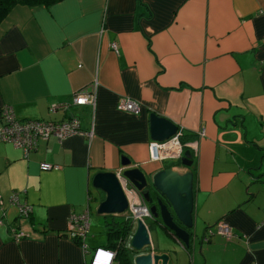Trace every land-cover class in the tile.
Wrapping results in <instances>:
<instances>
[{
  "label": "crops",
  "instance_id": "1",
  "mask_svg": "<svg viewBox=\"0 0 264 264\" xmlns=\"http://www.w3.org/2000/svg\"><path fill=\"white\" fill-rule=\"evenodd\" d=\"M93 81L94 106L49 111ZM122 95L139 102L138 113L118 109ZM5 104L20 119L76 116L93 133L50 136L27 155L0 141V264H88L97 246L120 241L129 248L135 220L98 213L102 197L92 177L122 171L123 155L150 176L166 166L185 168L179 158H149L152 111L183 129L184 142L199 144L197 154L187 148L193 237L185 247L166 231L179 242L170 262L264 264V0L15 4L0 22V109ZM41 161L57 167L42 169ZM12 192L18 203L32 204L24 224L30 234L18 240L9 231L18 214ZM87 206L84 251L68 233V215ZM219 218L235 235L203 239ZM157 237L153 251L169 246V237Z\"/></svg>",
  "mask_w": 264,
  "mask_h": 264
},
{
  "label": "built area",
  "instance_id": "2",
  "mask_svg": "<svg viewBox=\"0 0 264 264\" xmlns=\"http://www.w3.org/2000/svg\"><path fill=\"white\" fill-rule=\"evenodd\" d=\"M111 46L117 51L116 43L113 42ZM96 88L97 83L93 81L88 87L75 90L71 96V100L50 103L48 106L49 111L53 112L57 108L66 110L71 105L82 103H90L94 106ZM117 107L120 110L132 113H138L140 110L139 102L135 100V98L126 95L119 97ZM76 133H85L88 137H91L93 128L82 130L79 119L76 116H69L61 120L45 118L20 119L15 115L11 105L5 104L0 109V141H9L15 146L22 148L25 155L36 147L39 140H45L50 136L62 139ZM198 133L202 135L204 133V128H200ZM182 135L183 129L179 128L174 135L165 140H150L148 142L149 158L151 160L179 158L183 154L185 147L191 148L194 154H197L199 146L198 139L195 138L183 142L181 140ZM40 167L42 169H50L56 168L57 165L47 161H41ZM116 173L128 201V206L124 211L125 218L127 220H136L138 218L144 220L147 216L151 217V211L144 202L138 189L122 176L121 171H117ZM10 200L12 202H17L16 192L11 193ZM19 207L23 213L27 214V212L29 213L31 211L32 206L27 203H19ZM89 220L90 212L88 206L82 212H71L68 215V232L81 242L84 251H87L85 236L89 229ZM25 232L24 230H20L19 232H15V236L18 237ZM214 233L221 234L227 239L235 235L231 225L223 218L218 219L214 227L208 226L206 228L203 239H209ZM120 245L118 244L116 248L113 249L103 246L95 247L91 253L88 264H117L113 261L111 256L114 253L116 254L117 248Z\"/></svg>",
  "mask_w": 264,
  "mask_h": 264
},
{
  "label": "water",
  "instance_id": "3",
  "mask_svg": "<svg viewBox=\"0 0 264 264\" xmlns=\"http://www.w3.org/2000/svg\"><path fill=\"white\" fill-rule=\"evenodd\" d=\"M179 126L169 118L152 111L149 113V132L151 140H165L174 135ZM185 168L166 166L156 170L151 176L147 175L140 167L132 166L130 159L123 155L121 171L127 181L142 192L146 200L150 187L158 191L156 203L150 205V211L155 218L167 227L185 247L192 240V233L187 228L192 227L194 193H193V169L192 158L188 149H185L180 157ZM92 186L102 198L96 206L98 213L120 214L128 206L127 197L120 184L117 173L114 170H100L92 177ZM102 193V195L100 194ZM134 229L130 237L131 264H172L170 261L175 253V248L168 242V247L153 251L150 248L142 251L143 247L151 244L150 235L146 224L138 218L134 223Z\"/></svg>",
  "mask_w": 264,
  "mask_h": 264
},
{
  "label": "trees",
  "instance_id": "4",
  "mask_svg": "<svg viewBox=\"0 0 264 264\" xmlns=\"http://www.w3.org/2000/svg\"><path fill=\"white\" fill-rule=\"evenodd\" d=\"M53 1H55V0H0V22L7 15V13L10 11L12 6H14L15 4L24 3V4H28V5H37V4H48V3L53 2ZM9 200H10V196H9ZM17 204H18L17 205L18 206V214L16 216V223L14 225L10 226V228H9V231H10L13 239H15V240H18L21 237L27 236L30 234V232L26 231V229L24 228V224L29 222L31 211H32V207H31V211L29 213L27 212V214H25L20 210L19 203H17ZM27 204H30V203H27ZM31 206H32V204H31ZM191 228L192 227L187 228V230L190 233H192ZM20 230H24L26 232L24 234L16 237L15 232H19ZM68 231H69V227H68ZM118 244L120 245L121 243L118 241L117 245ZM116 246L114 248H116ZM128 252H129V248H127V247L119 246L117 248V251H116V257H118V263L117 264H131V258H130V255Z\"/></svg>",
  "mask_w": 264,
  "mask_h": 264
},
{
  "label": "rangeland",
  "instance_id": "5",
  "mask_svg": "<svg viewBox=\"0 0 264 264\" xmlns=\"http://www.w3.org/2000/svg\"><path fill=\"white\" fill-rule=\"evenodd\" d=\"M145 220V223H146V226H147V229H148V232H149V235H150V238H151V242H153L154 240L157 241L158 240V237H157V234L159 235V237H162V236H167L169 237L168 238V242L174 246H176L178 241L170 238V236L166 233V230H168L167 228L164 227V225L161 224L160 222V219L157 220L155 217H145L144 218ZM134 229V227H133ZM154 238V240H153ZM160 242H158L159 244ZM179 243V242H178ZM151 244L149 245H146L143 247L142 251L150 248ZM177 247V246H176Z\"/></svg>",
  "mask_w": 264,
  "mask_h": 264
},
{
  "label": "flooded vegetation",
  "instance_id": "6",
  "mask_svg": "<svg viewBox=\"0 0 264 264\" xmlns=\"http://www.w3.org/2000/svg\"><path fill=\"white\" fill-rule=\"evenodd\" d=\"M182 140V139H181ZM183 141V140H182ZM184 142V141H183ZM187 148H189V147H185L184 148V150L185 149H187ZM184 152V151H183ZM182 156V155H181ZM180 156V157H181ZM180 157H179V159H180ZM138 191H139V193L141 194V196L143 197V195H142V192L138 189ZM149 196L151 197V200H146L144 197H143V199H144V202L146 203V205L148 206V208L150 209V205L151 204H153V203H156V197L157 196H160V194L158 193V191L157 190H155L154 188H152V187H150V191H149ZM160 197H162V196H160ZM124 214V213H123ZM152 217H154L153 215H152ZM157 220H159L160 218H156ZM220 219V218H219ZM218 221V220H217ZM216 223V222H215ZM214 225L215 224H213V225H210V226H212V227H214ZM165 228H167V227H165ZM168 229V228H167ZM166 231H169V229L168 230H166ZM170 232V231H169ZM192 234H193V232H192ZM213 235V234H212ZM205 240H208V239H205ZM129 249H130V246H129ZM158 250H160V249H158ZM129 253V255H131V252H128ZM132 256V255H131Z\"/></svg>",
  "mask_w": 264,
  "mask_h": 264
},
{
  "label": "clouds",
  "instance_id": "7",
  "mask_svg": "<svg viewBox=\"0 0 264 264\" xmlns=\"http://www.w3.org/2000/svg\"><path fill=\"white\" fill-rule=\"evenodd\" d=\"M126 210V209H125ZM124 210V211H125ZM124 213V212H123ZM152 214V213H151ZM152 217V216H151ZM137 220V219H136ZM135 220V221H136ZM143 222L145 223V220H143ZM146 224V223H145ZM208 227V226H207ZM205 232H206V230H205ZM205 235V234H204ZM151 245H152V243H151ZM108 248H110V249H113V248H111V247H108ZM94 250V249H93ZM111 258H113V261L115 262V259H116V254L114 253V254H112V256H111ZM90 260V259H89ZM89 263V262H88Z\"/></svg>",
  "mask_w": 264,
  "mask_h": 264
}]
</instances>
